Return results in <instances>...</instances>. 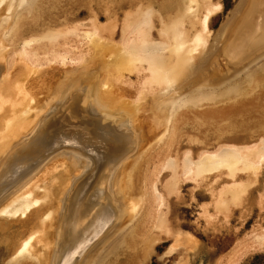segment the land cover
<instances>
[{
    "label": "bare ground",
    "instance_id": "6f19581e",
    "mask_svg": "<svg viewBox=\"0 0 264 264\" xmlns=\"http://www.w3.org/2000/svg\"><path fill=\"white\" fill-rule=\"evenodd\" d=\"M241 1L245 2L244 0ZM247 2L242 9L240 8L239 14L232 19L230 25L227 26L225 35L221 34L224 37L220 43V50L218 52L213 51L216 54L213 53L214 55L211 54L212 56L207 58L209 61L213 59L212 62L217 59L216 61L219 60L218 63L220 62L221 65L219 63L220 66L218 65L219 67L217 66L216 69L212 66L215 71L211 72L212 74L208 71L210 76H208L209 74L206 75L207 78L204 77V72H201L200 76L204 77L203 81L206 85H199V83L202 82L197 81L199 77V75H197L196 81L192 78L188 83L190 86H194L193 89H188L189 91L184 92L186 86H184V84L181 85L182 83H176L177 85H175L174 82L178 76L180 77L181 73L183 74V71L188 69V62L195 55L197 56V54L194 55V52L200 49L199 53H201L207 41V33H205V30L208 29V14L215 9L211 0H122L121 4H118L119 8H125L120 18V37L118 39H111L110 42L107 41L108 44L107 42H102V40L113 35V29L111 28H114V22L118 20V10L114 11V9H112V12L109 5L104 6L105 8L103 9L105 12H108L105 18H111V20H109L110 22L107 19L108 23L100 24L97 20L99 16L90 8L88 12H91L92 14L90 13V15L92 16L86 21H78L68 25L66 24L68 21H66L65 18H60L63 20L62 23L53 22L51 20V22L44 21L45 9L41 8L40 5H42V3H40V0H0V60L4 62L2 64L0 61L2 69V80L0 81V110L4 107L5 103L9 104L6 112H4V114L2 113L3 115L0 114V161L12 140L34 129L40 117L46 120V122H51L49 125H47V123L40 125L33 139L18 145L12 154L3 160V164H0V188L5 184L12 183L16 175L29 169L33 160L36 158H43L42 154L47 155L50 150L60 146L64 140L78 144L79 148L82 147L93 154L96 162L95 168H97L94 169V173L92 170L87 177L84 176V178L81 177L82 180H78L80 183H77V186L74 185V187H76L72 192H68L65 202L62 201L63 204L61 202V207L60 200H58L59 197L55 198V196L59 194L54 195L51 192L52 184H55L53 183L55 181L45 178L50 171L59 168L57 167L58 165H63L62 163L64 160L57 157H51L52 159L50 158L49 161L44 163V165L40 167L37 172L35 171L31 177L24 179L14 192L0 195V217L2 219L5 218L4 220H0V242H3V244L5 243L4 245L6 247L4 248L6 254H10V260L6 262L7 264H47L48 258L50 259V261L48 260V264H87L88 258L91 257H89L91 251L85 255H83V253L87 251L89 246H92L93 249V247H95L94 245L103 243L101 241V236L106 231L109 224L114 220L115 216L121 218L120 215L123 211L128 214V216H126L128 220L125 217L121 219L118 218L119 221L117 218H115V220L117 219L118 221L117 226H120L119 229L125 227L127 230H120L121 233L119 235L117 233L118 237L115 236L110 241H106L107 244H105L104 248L107 247V252H105V249L99 248L101 252H99L100 254L98 253L99 255H96L98 259L92 264H111V262H115V260L119 259L118 257H120V254L126 253L125 248L132 251L131 257L134 259L138 260L139 257L143 259L144 256L151 251L152 245L149 241L159 239H152L153 235L147 238H145V236L142 237L141 233L138 231L139 229H135L137 226H140L142 229L147 226L152 227L146 223L147 220L151 221L153 219L148 213H146L144 217L143 227L139 224V208L144 204L147 205L151 198H153L154 204H156L154 207L159 211L157 214L158 218L156 222H153L152 228L162 231L170 230V235L165 231L166 234L173 239V242L169 246L172 247L169 249L194 250L199 243L198 238L190 231L182 229H176L177 231L175 230L172 232L171 228L169 229L168 226L165 210L163 211L161 208L167 206L166 198H168L170 193L176 191V184H179V182L191 181L194 186L202 184L205 181L206 183L210 181L209 184L218 183L219 186L217 188L209 186V192H206L207 196L209 195V201L199 204V213H201L199 215H203L208 219H211V217L214 219L210 210H214L218 213L225 212L229 217L232 213V209H235L233 206L241 207L244 197L248 195L249 190L253 187L259 186L261 188V192H259V201L264 199V162H262L264 161V112H262L264 103L258 106H251L241 98L236 105L233 104V106L227 108L224 113L217 111L219 109L215 108V105L221 103V100H223L222 97H238L245 93L246 90L251 93L255 91L251 90L258 85V82L254 80L257 71L255 70L250 73V71L247 70L249 76L243 77L245 81L239 82L244 80H241L242 76L236 79L237 81L240 79L237 87L236 84H233L237 81L232 79V81L230 80L231 85H229L231 87L228 89L225 85L226 88L224 90L225 86L222 84L223 82L221 83L223 85L221 88H223L222 90L225 92L217 88V84H220L219 82H221L223 76L230 74V78H234L232 73L240 64L243 65V60L247 56L249 58V55H252L253 52H257L256 50L259 51L262 47L264 50V0H248ZM56 7L59 8V6ZM50 13L51 12H49V14ZM156 23L158 24L157 29L155 28ZM108 29L111 30V32L107 31L110 34L105 37L104 31ZM153 30L157 32V37H153ZM66 37L76 38L79 45L81 43L85 48H78L76 44H70L63 39L62 43H60L61 40L60 42L58 41L59 38ZM112 40H114V42ZM117 44L122 46V48ZM98 45L99 47L100 45H107V49L105 48L107 50L106 52L112 57L111 60L109 58L107 59L109 63L104 59L105 62H103L101 59L100 51L105 52V50H98ZM7 49L12 51L11 55L6 54ZM5 55H7L6 61H4ZM204 58L199 60L202 61ZM17 60H20L19 63ZM245 60H247V58ZM202 62L204 63V61ZM212 62L209 63L206 69L210 68L209 66H211ZM68 63L75 64L71 65L76 68L74 69L75 73L78 71L76 65L82 63L89 66L88 64H90L88 69L83 71H81V69L79 70L81 74H83L84 79H86H82L80 82H87V84L84 83V87H70L71 89H69V91L67 90L61 94L59 104L61 106L53 111V113L46 116L45 113L43 114L44 109L41 113L39 110H35L36 112L32 110L34 115L30 113L31 116L29 117H34L27 118L26 114L30 109L40 108L34 106L36 103L33 105V102H31L33 99H38L35 95L36 92L34 91V93L31 91L32 88L33 90L35 88L37 91L40 89L44 91L46 88L50 89L51 87L48 85H51V90H53L55 82L54 84H50L53 80L52 76H50L52 79L51 82L49 78L44 79V81L49 80L50 82L45 81L46 85H43L45 87L44 89H36L40 81L37 82V85L34 87L31 85L32 83L34 85L36 81H33L31 85L27 83L29 86L26 87H32L28 89L34 93L33 97L34 95L36 96L33 98L32 95H30V91L24 87V83L16 78L23 76L25 71L29 73L32 67L39 68L40 66L48 65L49 68L53 69L54 65H60V67H62L61 65L67 64V68H71V66L68 67V65H70ZM261 64H263V66H260L258 70L264 72V63ZM196 66H198L196 71L199 72V69H201L199 63ZM58 68H56V71ZM242 68L243 67H241V69ZM104 69L106 71H104ZM114 69L115 73H113ZM192 69L195 71L194 67ZM126 70L135 72V74H137V80L127 82L123 74ZM65 71L68 72L67 69ZM103 71L104 74L106 72L105 77L109 78L110 81L111 78H114L112 81L116 79V81L120 80L121 83L123 81L128 85L135 86L134 95L136 98L143 99L144 93H146V95L148 94L147 91L156 90L155 92L158 98L164 96L163 94L167 95V93L169 94L173 91L170 97L169 95L168 97L165 95L166 97L163 99L161 98L162 101L158 100V98L155 100L156 97L154 96L153 98L155 99L153 100L160 102L157 104L155 103L156 105L153 103L154 110L149 109L152 110V112L150 111L151 115L153 114L151 116L153 119L151 118V120L155 122L151 124L156 125L153 128L156 131L158 128L160 129V127L162 129V132L157 136V142H164L165 148H167L165 159L160 162L159 167H157L160 168L157 169L160 170V172L162 170L168 172V176L162 184L164 192L157 189L155 182V184H150L149 193H151H145L148 196L144 194V191L138 192V189L136 190L137 192H135L138 186H135L136 181L133 180V171L138 169L141 172L140 160L143 159L142 157L144 156L141 155V153L146 147L143 149L141 143L138 145V148H140L137 154H135L134 157H131V155L128 156L131 149L134 148L133 137L131 138L129 135H118L114 133L105 122H100L98 119L92 118L85 113V111L80 109L81 105L85 103L86 98H88L86 96H88L89 93L91 94V92L93 95L95 93L93 92L95 85L93 78H96L95 75H100V84L98 83V85H100V88L103 86L101 81L107 79L103 76ZM52 72H50V74L54 76L55 73H57ZM258 73L260 72L258 71ZM47 74H49V72ZM247 74L245 73V75ZM30 75L31 81L32 74L30 73ZM64 75H66V73ZM193 76L196 77V74ZM42 78L43 77H41V79ZM78 79L75 78V80ZM251 79L252 81H250ZM55 80L58 79L55 78ZM184 80L182 78V81ZM30 81L26 80L25 84ZM59 82L56 83L61 84L63 87L65 82ZM42 83L43 82H41L40 87H42ZM78 84L81 85L82 83ZM104 84L106 83L104 82ZM111 84L116 85L112 82ZM122 84L120 85L119 82L120 86L125 85ZM228 84L227 82V85ZM108 85L107 88L109 87ZM61 86L58 85V87H55L56 90H54V92L56 91L59 93L57 88ZM104 86L106 87V85ZM111 87H113V85H111ZM116 87H118V85ZM48 89L46 92L49 91ZM162 89L164 92L161 94ZM1 90L7 91L5 93L6 95L2 94ZM41 91H38L37 94L41 93ZM88 91L90 92L88 93ZM51 92L53 91H50V93ZM112 92L114 91L112 90ZM103 93H100L103 98L102 100L108 102V106L111 108L112 105H110V101L113 99L111 97L113 94L111 93L110 95L109 92V94L105 92L106 94L104 93L105 96H103ZM256 96L262 98L264 96V90L260 89ZM50 97L49 95V98ZM101 97L99 99H101ZM135 97L133 99L134 101ZM51 98L53 99V96ZM21 99H24L23 101L26 103H21ZM97 100V97H92V105L99 106V100ZM144 100H146V96ZM147 100H149V98ZM88 101L91 100L88 98L87 102ZM31 103L32 105H30ZM39 104L40 102L37 105ZM16 105L21 106L17 108ZM230 105L232 104H228V106ZM78 106H80V108ZM131 106L132 105H130V107ZM42 107L45 106L43 105ZM141 107L143 108V106ZM125 109H127V107ZM142 110L144 112V108ZM128 112L130 113V111ZM187 114L192 115L195 122L190 121ZM256 114H259L260 117L251 120L250 117ZM185 115L186 119L183 118ZM118 119L117 117V120ZM137 124H139L138 121ZM140 125H136V127H140ZM174 126H177L182 134L183 132H194L195 137H189L188 141H193L194 144L198 145L194 148L193 146L185 148L181 155L175 153L172 157V153L169 151L171 150L170 147L173 148L172 143L174 138L172 139V134H168H170V131L174 130ZM144 127L145 125L143 128ZM148 139L149 138L145 140ZM147 144L149 145L151 143L148 142ZM177 144H180V142ZM148 148L149 147H147L144 152H146ZM177 151L179 150L177 149ZM139 157L141 158L139 159ZM70 158H72L70 167L73 172H76V169L80 167L78 165V160H74V156H70ZM112 164L113 166L115 165L116 171L113 175L112 192H107L106 188L108 187L105 188V185H107L106 181L108 180V176L110 177L109 167ZM100 167H102V169ZM99 169H101V171ZM63 173H65V171H63ZM54 177L55 176H51V179ZM69 178L66 182L72 180L71 177ZM44 180L51 182L48 183V185L46 183L44 185ZM120 184L123 185V190L124 188L126 190L123 192L125 196H123V202L121 203L119 195L121 194ZM69 189L72 188L68 187V190ZM150 205L151 203L149 202L147 207L151 208L152 206ZM60 208L62 213L58 219L60 221L59 231L55 237V226L58 217L57 212ZM8 218H16V221L20 223V228L18 229L20 231L14 233L15 228L11 233L7 232L13 222V220H11L12 222L10 220L8 222ZM128 222H132V225L130 226ZM9 223L11 224L10 226ZM15 223L16 222H13V224ZM127 224L129 227H126ZM149 227L147 229H149ZM260 228L261 227H259V229ZM48 229H50L49 231L51 232H49ZM248 238L250 237L248 236ZM253 238L259 248L264 247V228L261 232L254 233ZM141 242L143 246L141 244V246L139 245ZM56 244H58V247L56 246L57 248L55 247ZM237 246L239 249L240 246ZM102 250L105 252V255L111 253V261L102 260ZM44 256H46L47 259H45ZM96 257L94 256L95 259ZM129 259H131L130 256ZM102 261L104 263H102ZM229 264L233 263L230 262Z\"/></svg>",
    "mask_w": 264,
    "mask_h": 264
},
{
    "label": "rangeland",
    "instance_id": "374dc122",
    "mask_svg": "<svg viewBox=\"0 0 264 264\" xmlns=\"http://www.w3.org/2000/svg\"><path fill=\"white\" fill-rule=\"evenodd\" d=\"M42 1L40 0V3H42V5H40V6H41L42 9H45L44 10L45 11L44 21H49V22H51V21L55 22L56 21L57 23H62L63 22L62 19L65 18L66 21L69 22V23L68 22L66 23L68 25H70L72 23H75V22H78V21L79 22L80 21L81 22L82 21H86L90 16H92V15H90L91 12H88V11H90V8H92L93 11H94V13L95 14L97 13L96 15L99 16V18L97 20H98V22L100 24L106 23V22L108 23V21L111 20V18L110 19L105 18V17H107L106 15H107L108 12H105L103 9L105 8L104 6L109 5V8L111 9L112 12H113L112 9H114V11L115 10H118V14H117V19L118 20L114 22V25H113L114 28H111V29H113V31H112L113 35L112 36H108L109 39H108V37H107V39L104 38L102 40V42H107V41L110 42L111 39H118L120 37L119 36L120 35V28H121V19L120 18L123 15L122 14V11L125 10V8L124 7H123V9L122 8H119L118 7L119 6L118 4H121L122 0H119V1L118 0H111V1L110 0H46V2H45V0L43 2ZM90 1L92 2V4H91ZM113 1H114V3H113ZM244 1L245 2H243L241 0H211V2L213 3L215 9L211 13L208 14L209 15L208 29L205 30L206 31L205 33H207L206 34L207 35V41L205 42V45L202 48L203 53H202V50H201V53H199L200 52V49L197 50V51H195L194 52V55L197 54L198 57L195 55L188 62L189 63L188 64V69L189 70L187 69L186 70L187 72L186 71H183V74L182 73L180 74V77L181 78L178 76L179 79L177 78L176 81L174 82L175 85H177L176 83H178V84L179 83H182L181 85L184 84V86H186L184 88V92H187V91L193 89L194 86H190L188 83H189V80L190 81L192 80V78L194 79V81H196L197 80L196 79L197 78V75H199L197 81L202 82V83H199V85H206V84H204V81H203L204 80V77L207 78L206 75H208L209 72L210 73L211 72H214L215 69L217 68V66L220 63V62L218 63L219 60L216 61L217 59L215 60L216 62L215 61L212 62L213 59L211 61H209L207 58L212 56L211 54L214 53L213 51L218 52L220 50V43H221V40H223V37H224L221 34H224L225 35V30H226L227 26H229L230 23L232 22V19H234V17H236L239 14L240 8L242 9L244 7V5L248 3L247 2L248 0H244ZM90 5H91V7H90ZM44 6H45V8H44ZM56 6H59V8L56 7ZM238 9H239V11H238ZM49 12H51V13L49 14ZM47 14L50 16V18H49V16ZM58 14H59V16H58ZM53 17L56 18V19H54ZM76 17H78V18H76ZM60 18H62V19H60ZM107 19H108V21H107ZM42 20H43V17H42ZM58 20H61V21H58ZM60 25H62V24H60ZM155 25H156L155 28L157 29L158 28V26H157L158 24L156 23ZM107 31L111 32V30H109V29L106 30V31H104L105 37L110 34ZM153 33H154L153 37L154 36L157 37V32L154 31ZM110 37H112V38H110ZM62 39L68 41L70 44H76L78 46V48L79 47L80 48L82 47L81 49L85 48V47H83L84 46L83 44H82L83 46L81 45V43L79 45V42L74 37L59 38L58 41L60 42V40H61L60 43H62ZM72 41H73V43H72ZM112 41L114 42V40H112ZM108 42H107V44H108ZM118 46H120V45H118ZM97 48H98V50L99 49L100 50L101 49L102 50H105V52L104 51L103 52L100 51L101 59L102 60L104 59L105 61H107V63H109V60H107V59L109 58L111 60L112 57L109 56L110 54L106 52L107 51L106 50L107 49V45L106 46L100 45V47L98 45ZM120 48H122V46H120ZM256 51L258 53L257 52L254 53L253 52V54L251 53L253 56L252 55H249L250 56L249 58H248V56L246 57L247 60H245L246 58L244 59L245 61L243 60V65L240 64L241 65V66L239 65L240 68L237 67L239 70L237 68L234 70V72L232 73V76L234 78H230V76H229L230 74H228L227 76H223V78H222L223 80L220 78L221 79V82H219L220 84H217V86H218L217 88H219V90L220 89L222 90L223 88H221V87H223L222 84H224V86L226 85L227 86V89H228V88L231 87V86H229V85H231L230 84L231 83L230 80L232 81V79H234V81H237L236 79H238L240 76H242L241 77V80H242L245 77L249 76L247 74V70L250 71V73L251 72H254L256 70L257 71V75L255 76L254 80H256V82H258V85H257L258 89H257V87H254L256 89L253 88L251 91H254V90L255 91L254 92H251L250 91L251 93H249L246 90L245 93H243L241 96H238V97H233V96H229L227 98L222 97L223 100H221V103H218V104L215 105V108L216 109H219L217 111L224 113V111L227 108L233 106V104L236 105L241 100V98H243L242 100H244V102H247L251 106H256V105L258 106V105L264 103V96L262 98H259V97L256 96V94L259 92L260 89L264 90V74H263L264 72L261 71V70H258V68L260 66H263V64H261V63H264V50H263V47L259 50L260 52L258 50H256ZM103 53H105V54H103ZM6 54L7 55H9V54L11 55L12 54V51L9 50V49H7V53ZM214 54H216V53H214ZM7 55H5L6 57H5V60L4 61L7 60ZM106 55H108V56H106ZM203 58H204V60H202V61H204V63L202 61H200ZM104 60H103V62H105ZM0 61L2 62V64L4 63L2 60H0ZM17 61L19 63L20 60H17ZM83 62H85V61H83ZM211 62H212V64H211V66H209L210 68H208L209 70L206 69L208 67L209 63H211ZM245 62H247V63H245ZM198 63H199V66L202 64L200 66L201 69H199V72L196 71V68L198 67L196 65H198ZM68 64H70V65H68V67H70L71 65H75V64H72V63H68ZM78 65H76L78 68L81 65H83L85 67L81 66L79 69L77 68L78 71H76V73H75V70H74L76 68L74 66H71V68L74 67L72 69L71 68H67V64L66 65H61L62 67H60V65H58V66L54 65L53 69L52 68H49L48 65H46V66L45 65L44 66H40L39 68H37V67H34L33 68L32 67L30 69L29 73H27L26 71L24 72V75L25 76L23 75V76H20V77H17L16 78L20 82H23L24 83V87L28 91H30V89L32 87L36 86L37 85L36 83L39 82V81H40L39 82L40 84L38 83L39 84L38 85L39 87L37 86L36 89L37 88L38 89H40V88H43L44 89L45 87L43 85H46V82L45 81H48L49 82V80H45L44 81V79H48V78L50 79V82L53 79L51 83L49 82L50 84H54V82H55V85H53L54 88L55 87H58V85L61 86V84H59L60 83L59 81L65 82L64 84L62 82V84H63V87L61 86L62 88L61 87L57 88V91L59 93H57L56 91H55L56 93L54 92V90H56V88L55 89L53 88V90H51L52 86L51 85H48V82H47V85L50 86L51 88L50 89H48V88L44 89L45 92L43 90L41 91V89H40L38 91H41V93L37 94L38 91L35 90V88H34V90L32 88L31 91H33V92L35 91L36 92L35 95L37 97L35 95L33 97V94L35 92L33 93V92L30 91V95H32L33 98L36 97L38 99H36V100L33 99L34 101L32 100L31 102H33V105H34V103H36V105H34V106H36V107L38 106L40 108L30 109L29 112L26 114L27 118L34 117V116H32V117H29V116H31L30 113L32 115H34L33 114V111H35V110H37V111L39 110V112L41 113L42 110L44 109L43 114L45 113L46 116L48 114H50V113H53V111H55L59 106H61V105H59L60 104V96H61V94H63L67 90L69 91V89L73 88L74 86L75 87H77V86L84 87L85 85L83 86V84L84 83L87 84V82H80L82 79H84V76H83V74H81V71H83L85 69H88V67L90 66V64H88L89 66H87V64L84 65L82 63L81 64H78ZM220 65H221V63H220ZM55 66H56V68H58V67H60V68H58V70L56 71ZM46 67H48V68H46ZM64 67H66V68H64ZM189 67L191 68V70H190ZM193 67H194V69H195L196 72L193 71V69H192ZM241 67H243V68L241 69ZM43 68H45V69H43ZM249 68H250V70H249ZM32 69H33V71H32ZM47 69H48L49 74H47L48 73L47 72ZM49 69H50V71H49ZM66 69H67L68 72L65 71ZM80 69H81V71H79ZM73 70H74V72H73ZM104 71H106V70L104 69ZM104 71L102 73H103V76L105 77L106 76V72L104 74ZM258 71L260 73H258ZM41 72H42V74H41ZM43 72H45V73H43ZM50 72H52V73L57 72V73H55V76H54L53 74H50ZM201 72H204V74H205L204 77H201L200 76L201 75ZM30 73L32 74L31 81H30V77H29ZM63 73L64 74L66 73V75H64ZM113 73H115V69H114V72ZM245 73L247 75H245ZM123 74H124V77L126 78V81L127 82L137 80V74H135V72H131V71H127L126 70V71H124ZM195 74H196V77L193 76ZM1 75H2V69H1V66H0V81L2 80V76ZM50 76H52V79H51ZM95 76H96V78L95 77L93 78L94 79L93 81H95L94 82L95 85L93 84L94 85L93 92H95V93L93 95L92 92L90 94L89 93L90 91H88L89 95L87 94L88 96H86L91 101H88L87 102L88 98H86V101H85V103L83 105H81V108H80V106H78V107L80 109H82L83 111H85V113H87L92 118L98 119L100 122H105L108 126H110V128L112 129V131L114 133H116L118 135H129L131 138L133 137L132 139L134 140V148L131 149V151L129 152V155L128 156L131 155V157L132 156L134 157L135 154H137L138 149L140 148V147L138 148V145H140L141 143H142L141 145H143L142 146L143 149H144V147H146L145 148V150H146L147 147H149L146 152H144L145 150H143V152L141 153V155H144L143 157L141 156L143 159L140 160V162H141L140 163L141 172L138 169L136 171H133V174H134L133 180L136 181L135 186H138L135 189V192H137V191L138 192H143L144 191V194L145 193H149L150 184L151 183H154V182L156 183L157 189L159 191H161V192H164L163 191L162 184H163V181L165 180V178L168 176L167 175L168 172H164L163 170L160 172V170H157V169H160V168H157V167H159L160 162H162L165 159V157L167 155V153H165V152H167V150H166L167 148H165L166 146H165V143L164 142H157V136L162 132V129L160 127V129L158 128L157 131H156L153 128L156 125L151 124V123H155V122H154V120H151V118H152L151 116L153 114L151 115V113H150V111L152 112V110H154L153 109V103H154V105H156L158 102H160V101H158V102L155 101L158 98L157 97V94L155 92L156 90L155 91H149V92L147 91L148 94L146 95V93H144L143 99H140V98H136L135 95H134L135 94V89H136L135 86L128 85L127 83H125L123 81H122V83H123L122 84L120 80H117L116 81V79H115L116 82L114 80L112 81V79H114V78H111V81H110L109 78L105 77L107 79H104V81H101L102 84H103V86L100 88V85H98V83L100 82L99 81L100 75L97 74ZM208 76H210V74ZM41 77H43V78L41 79ZM227 77H228V79H227ZM55 78H57L59 81L58 80H55ZM75 78L76 79L79 78V79L78 80H75ZM182 78H183V80L185 78V80L182 81ZM220 79H219V81H220ZM26 80L27 81H30V82H26V84H25V81ZM84 80H86V79H84ZM107 80H108V84H110V85L107 84ZM33 81H36L34 83V85L32 83ZM243 81H245V79L242 80V81H239V82L241 83ZM250 81H252V79ZM41 82L45 83V84L42 83V87H40L41 86ZM56 82H59V83H56ZM104 82L106 84H104ZM111 82L112 83H115L116 85L111 84ZM119 82H120V85L121 84L122 85L125 84L126 86L125 85L124 86H120L119 85ZM227 82L229 83L228 85H227ZM237 82L233 83V84H236V87L239 84V82L238 83ZM27 83H29L30 85L32 83V85H31L32 87L31 88L28 87L30 89H28L26 87V86H29V84H27ZM78 83H82V84L79 85ZM216 83H218V82H216ZM260 83H261V86H260ZM71 84H72V86H71ZM104 85H106V87ZM107 85L109 86L108 88H107ZM111 85H113V87H111ZM117 85H118V87H116ZM219 85H220V87H219ZM119 86H120V88H119ZM226 86L224 87V90H225ZM232 86H234V85H232ZM234 87H233V89H234ZM47 89L49 90L48 91L49 93L46 92ZM179 89H181V88H179ZM112 90L114 92H112ZM224 90H222V91H224ZM50 91H53V92L50 93ZM6 92L7 91H5V90H3V91L1 90V93L4 94V95H6L5 94ZM103 92L104 93L105 92L106 93L109 92L110 95H111V93L113 94V95H111V97L113 99H111V101H110L111 102L110 105H112V107L111 106L110 107L112 109L114 108L113 110L111 108H109L108 102H106L105 100L104 101L102 100L103 98L101 97L102 95H100V93L102 94ZM163 92H164V90L162 89L161 90V94ZM172 92L173 91H171V93ZM45 93H46V95L47 94L48 95L46 96ZM104 93H103V96H105V94H106V93L105 94ZM171 93H169V94L167 93V95L166 94H163L164 96H162L161 98L163 99L166 96L168 97V95L170 97L171 96ZM161 94H159V95H161ZM49 95L51 97L53 96V99L51 97L49 98ZM244 95H247V96H244ZM94 96L98 98V100H99V106L92 105V103H91L92 102V97H94ZM133 96L135 97V101L133 100L134 99ZM145 96H146V100H144V97ZM154 96L156 97V99L153 98ZM100 97H101V99H99ZM122 97H123V99H122ZM148 98H149V100H147ZM161 98L159 97L158 100H161ZM153 99H155V100H153ZM227 99L230 100V101H228ZM23 100L24 99H21V103H23V102L26 103ZM37 101H38V103L40 102L39 105H37L38 104ZM129 103H130V105H132L131 106L132 108L130 107ZM149 104L152 106V108H151V106ZM228 104H232V105L228 106ZM30 105H32V103ZM43 105L45 107H42ZM137 105H138V107H137ZM8 106H9V104L8 103H5L4 104V107L0 110V114H2V113L4 114V112H6V110L8 109ZM20 106L21 105H16L17 108H20ZM141 106H143L144 112H143V110H142L143 108ZM126 107H127V109H125ZM149 109H152V110H149ZM128 111H130V113ZM262 112H264V104H263V110H262ZM131 116H133V117H131ZM187 116L190 118V121L195 122V119H193V116L192 115L187 114ZM117 117L119 118L118 120H117ZM258 117H260L259 114H256V115H252L250 117V119L251 120H255ZM134 118H135V120H134ZM183 118L186 119V115L183 116ZM138 119H140L141 121L138 120ZM137 121L139 122V124H137ZM148 121H150V122H148ZM226 121H228V120H226ZM43 123H47V125H49L51 122L50 121H47L46 122V120H44V119H42L40 117L39 120H37V122H36L37 125L35 126L34 129H32L31 131H29L28 133L23 134L22 136H19L17 139H13L12 142H11V144L6 149L5 154L2 156L3 158L1 159V161H0L1 163L0 164L1 165L3 164V162H4L3 160H5L7 157H9L12 154V152L18 147V145H20L21 143H25V142L30 141L31 139H33L34 136L37 134V131H38L40 125H42ZM136 125H138V126L140 125V127H138V126L136 127ZM144 125H145V127L143 128ZM141 126H142V128H141ZM151 127H152V129H151ZM168 135H171L172 139L174 138L173 139V143H172L173 148L170 147L171 150L169 151L170 153H172V157L174 156L175 153H178V155H181V153L183 152V150L185 148H190V146H193V148H194V147H196V145H198V144H194L193 141H190V140L188 141L189 137H195V133L194 132H183V134H182V132L177 128V126L176 127L174 126V130L173 131H170V134H168ZM151 136H154V137H151ZM147 138H149V139L148 140H145ZM135 139H136V141H135ZM151 139H152V141H151ZM147 141L149 143H151V144L148 145L147 144L148 143ZM66 142L67 141L64 140V142H62L60 146L52 149L53 151L50 150L47 153V155L42 154L43 155L42 156L43 158H40V159L39 158H36L35 160H33V163H31V165H30V167H29L28 170H26L24 172H21L20 174L16 175L14 177V180H13L12 183L5 184L4 186H2V188H0V195H2L3 193L4 194H8L9 192H14L15 189L17 188V186L24 179H27V178L31 177L35 173V171L37 172L40 169V167H42L44 165V163H46L47 161H49V159L51 157L52 158L57 157V158H59L61 160H64L65 162L63 161V163H62L63 165H58L57 167H59V168L53 169L54 170V171L52 170L53 172L50 171L51 174L49 172V174H47L45 176V178L46 179H49L51 181L52 180L55 181V182H53L55 184H52V187H51L52 188L51 189L52 191L51 192L54 195L59 194L58 196L56 195L55 198H57V197L60 198V199L58 198V200H60V207H61V205L63 204L62 201L65 202V200L67 198L66 196L68 195V192H72V190L77 186L76 184L77 183L78 184L80 183L78 180H82L81 177H83V178H84V176L87 177V175L90 174L92 170H93V173H94L95 172L94 169H97V168H95V163L96 162L94 160L93 154H91L88 150H86V149H84L82 147L79 148L78 147L79 146L78 144L67 142V144H68L67 145ZM153 142H155L156 144L153 143ZM178 142H180V144H177ZM177 149L179 151H177ZM51 153H53V154H51ZM70 156H74V160L75 159L78 160V163H79L78 165L80 167L77 166L78 168L76 169V172H73L72 168L70 167V163H71V160H72V158H70ZM131 157H129V158H131ZM141 157H139V159ZM262 162H264V161H262ZM157 164H158V166H157ZM65 165L68 166V167H66ZM120 165H118V166H120ZM114 166L112 164L110 166L111 168L109 167L110 177L108 176V178H107L108 180L106 181V184L107 185H105V188L108 187V188H106L107 189V192H112L113 175H114V172L116 171L115 170L116 168ZM100 168L102 169V167H100ZM101 169H99V170L101 171ZM99 170H98V172H99ZM63 171H65V173H63ZM151 172H152V174H151ZM53 173H55L56 175L53 174ZM51 176L52 177L55 176V177L53 179H51ZM69 177H71L72 180H69L68 182H66ZM123 179H124V177H123ZM47 181L48 180H44V185H45V183L48 185V183L51 182V181L50 182L49 181L47 182ZM209 182L206 183V181H205L202 184H199L197 186H194L193 185V182H191V181L179 182V184H176V186H177L176 191L170 193V195H168V198H166V201H167V204L166 205L167 206L161 207L163 209V211L165 210V216L167 217L166 219H167V222H168V226H169V229L171 228L172 232L175 231L176 229L177 230L178 229H182V230L190 231L192 234H194V236H196L198 238L199 243L195 247L194 250H188V249H184V250L183 249H178V250H176V249H169V248L172 247V246L171 247H169V246L173 242V239L169 236L170 235L169 234L170 233V230L169 231H166L165 230L169 234V235H167L165 231L152 228L153 227V222H156V219L158 218L157 214L159 213V211L156 209V207H154V206H156V204H154L153 198H151L149 200V197H148V200L151 203L150 206H152V207L151 208H148L147 207V205L149 203L147 201L148 202L147 205L144 204L142 207L139 208V210H140V212H139L140 213V217H139V221L140 222H139V224H141V227H143L142 224L144 222V217L146 216V213H148V214H150V216L153 219L151 218L152 219L151 220L152 222L149 221V220H147L146 223H148L152 227L147 226L144 229H142V228H140V226H137V227H135V229H139L138 231L141 233V236L142 237L145 236V238H147L148 236L151 237L153 235L152 236V239L153 238H159V239H154V240L150 239V240L153 241V242L152 241H149V242H151L152 248L150 247L151 248L150 249L151 251H149V254H147V255L144 256L145 259L144 258L142 259L141 257H139L138 260L137 259H134L133 257H131V252L132 251L130 249H128V248H125V252L126 253H129V254H126V253L120 254V257H118L119 259L118 260H115V262H111V264H229L230 262H232L233 264H264V247L259 248L257 246L254 238H253L254 233H259L264 228V199H262V201H259V199H260L259 192H261V188L258 186V187H253L252 189H250L248 195L244 197L243 202L241 204V207H238V206L237 207H234L233 206V208H235V209H232V213L230 214L229 217L227 216V213H225L223 211H222L223 213H221V212L218 213V212H215L214 210H210V212H212V216H213L214 219H212V217H211V219L210 218L208 219L207 217H205L203 215H199V214H201V213H199L200 212L199 204L200 203L202 204L203 202L209 201V197H208L209 195L207 196V194H206V192H209L208 191L209 190V186H212V187H215V188H217L219 186L218 183H215V184L214 183H211V184H209ZM74 185H76V186L74 187ZM120 185H121V188H120L121 194H119V195H120V203H121V202H123L122 201L123 196H125L123 194V192H125L126 190H125V188L123 190V185L122 184H120ZM68 187L69 188H72V189H69L68 190ZM145 195H147V194H145ZM61 197H63V198H61ZM61 202H62V204H61ZM236 205H237V203H236ZM122 207H123V204H122ZM141 208H142V210H141ZM59 210L57 212L58 213V217H57V224L58 225L56 224V226H55V230H56L55 231V234H54L55 237L57 236L56 234L59 231V225H60L59 222L60 221L58 219H59V217H60V215L62 213L61 212V208ZM216 213H218V214H216ZM220 214L222 215V217H221ZM126 216H128V214L125 211H123L121 213V215H120L121 218H124V217L126 218ZM115 218H117V216H115ZM115 218L111 222V224H109V226H108L109 229L106 226L107 229L103 233V235L101 236L102 237V240L101 241L104 244L103 243L96 244V245H94L95 247H93V249H92V246H89L87 248V251H85L83 253V255H85L86 253H88L89 251H91L90 254H89V257L90 256L91 257L88 258L87 264H92L93 262H95V260L97 261L98 257H96V255L99 252H101V250L99 248L105 249V252H107V247L104 248L105 244H107V242L110 241L115 236L118 237V235L121 233L120 230H123V229H124L123 231L127 230L125 227L119 229L120 226H117V224H118L119 219H121V218L118 217L119 218V219L117 218L118 221H117V219L115 220ZM4 219L5 218H3V219L1 218L0 220H4ZM9 220L10 221L13 220V222H16V223L13 224V222L11 221L12 222L11 223L12 225L9 223V226L10 225L11 226L9 228L10 230L8 229L7 232L8 233H11L12 231H14L15 228L17 230L15 229L14 233L20 231V230H18L20 228V225H19L20 223L18 221H16V218H8L7 221L9 222ZM129 223L130 222H128V224ZM131 223L129 224L130 226L132 225ZM128 224H127L126 227H129ZM114 225H115V227H114ZM148 227H149V229H147ZM259 227H261V228L259 229ZM49 230L50 229H48V231ZM49 232H51V231H49ZM117 233H118V235H117ZM245 235H246V237H245ZM248 236L250 238H248ZM244 238H247V239H244ZM103 240H105V241H103ZM245 240H247V241H245ZM0 243H1L0 244V264H7L6 262H8V260H10V254L9 255L6 254V251H5V248H4V247H6L4 245L5 243L4 244H3V242H0ZM140 244L142 245L143 243L141 242V243H139V245ZM237 245L240 246L239 249H238V246ZM56 246L58 247V244H56L55 247ZM234 247H235V249H234ZM96 248H98V249H96ZM52 250H53V248H52ZM95 251L96 252L98 251V252L96 253ZM102 252H103L102 253L103 254L102 255V258L103 259L102 260L103 261L104 260L105 261L106 260H108V261H111L112 260L111 253H107L105 255L104 254L105 252L103 250H102ZM45 253H46V251H45ZM46 254H44V255H46ZM109 254H110V256H109ZM93 255L96 257V259L94 258ZM226 255H228L230 257H228ZM46 256H44L45 259H47ZM129 256H130L131 259H129ZM86 257H87V255H86ZM141 259H142V261H141ZM227 259H229V260L226 261ZM48 260L50 261L49 258H48ZM48 260H47V262L49 263ZM103 261H102V263H104ZM45 262H46V260H45ZM218 262H220V263H218Z\"/></svg>",
    "mask_w": 264,
    "mask_h": 264
}]
</instances>
